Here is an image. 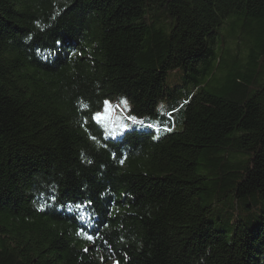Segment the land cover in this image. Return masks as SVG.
Segmentation results:
<instances>
[{
    "label": "trees",
    "instance_id": "trees-1",
    "mask_svg": "<svg viewBox=\"0 0 264 264\" xmlns=\"http://www.w3.org/2000/svg\"><path fill=\"white\" fill-rule=\"evenodd\" d=\"M178 68L180 130L92 119L157 116ZM0 264H264V0H0Z\"/></svg>",
    "mask_w": 264,
    "mask_h": 264
},
{
    "label": "rangeland",
    "instance_id": "rangeland-1",
    "mask_svg": "<svg viewBox=\"0 0 264 264\" xmlns=\"http://www.w3.org/2000/svg\"><path fill=\"white\" fill-rule=\"evenodd\" d=\"M240 35L238 29V24L235 21H230L225 25L221 31L220 35L216 40V51L219 56H223L224 62L221 67L215 71L212 75L208 76L210 79L208 81L201 82L199 84V89L210 91L218 96H230L228 93L229 79L233 77L236 69L240 66L233 57V53L238 52V42L237 37ZM227 46V48L225 47ZM223 47L224 50L222 49ZM226 50V51H225ZM206 77V78H208ZM184 70L178 68L173 72H169L165 86L168 89L178 88L176 94L174 95L173 101L169 102L164 99H160L157 104L156 115L155 117H142L138 118L130 113V104L125 97H120L122 100L119 101V106L121 109L126 112L132 122H128L121 113H118L114 118H112V107L109 106V112H104V107L99 112L102 117L107 116L108 119H101L96 121L102 130L104 131L105 136L110 138H117L124 131L131 129L135 124L150 123L151 126L155 127V130L158 134H161L167 127L172 126V120H174L173 128L175 130L181 129V124L178 121V115L176 114L179 106L188 98V95L194 90L193 83L184 84ZM110 105V104H109ZM97 114L94 113L93 116ZM141 127V126H139Z\"/></svg>",
    "mask_w": 264,
    "mask_h": 264
},
{
    "label": "snow or ice",
    "instance_id": "snow-or-ice-1",
    "mask_svg": "<svg viewBox=\"0 0 264 264\" xmlns=\"http://www.w3.org/2000/svg\"><path fill=\"white\" fill-rule=\"evenodd\" d=\"M104 112L108 113L109 112V101L105 100L104 101ZM108 119L107 116L102 117L101 114L99 113V110H97V114L92 117L93 120L99 121L101 119ZM92 237H89V240H91Z\"/></svg>",
    "mask_w": 264,
    "mask_h": 264
}]
</instances>
